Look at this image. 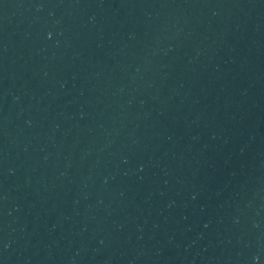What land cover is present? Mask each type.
Instances as JSON below:
<instances>
[{
  "label": "water",
  "instance_id": "obj_1",
  "mask_svg": "<svg viewBox=\"0 0 264 264\" xmlns=\"http://www.w3.org/2000/svg\"><path fill=\"white\" fill-rule=\"evenodd\" d=\"M0 264H264V0H0Z\"/></svg>",
  "mask_w": 264,
  "mask_h": 264
}]
</instances>
